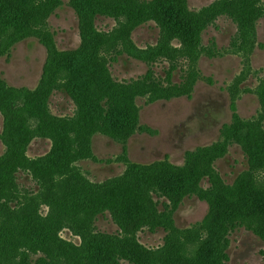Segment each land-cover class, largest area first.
<instances>
[{
  "label": "rangeland",
  "instance_id": "rangeland-1",
  "mask_svg": "<svg viewBox=\"0 0 264 264\" xmlns=\"http://www.w3.org/2000/svg\"><path fill=\"white\" fill-rule=\"evenodd\" d=\"M37 1L44 5L35 20L41 25L21 22L22 38L14 42L0 36V208L8 207L2 219L11 221L0 222V264H26V254L37 251L87 255L91 248L102 251L105 264H132L124 258L129 253L139 264H215L227 245L225 264H264V194L246 188L250 180L264 186V171L249 175L241 142L255 131L251 151L264 158V0H185L187 12L208 23L199 28L198 44L186 49L169 42L152 19L96 15L87 35L82 15L112 5L104 0ZM86 45L99 80L91 94H127L118 105L126 109L113 105V116L109 99L85 102L76 83L69 85L75 98L47 88L49 74L64 84V71L66 78L79 70ZM149 76L164 83L156 87ZM100 108L109 119H136L135 129L118 138L94 130L83 149L82 133L91 131L89 120L101 119ZM200 165L207 174L177 205L156 186L169 169L184 178ZM14 170L16 183L8 176ZM127 174L130 191L120 193ZM77 187L102 196L97 204L89 196L95 210L65 209L63 196ZM226 187L242 194V212L226 200ZM149 196L159 222L172 224L169 243V232L152 231L151 221L137 227L127 217L133 205L145 208ZM227 219L233 225L224 230Z\"/></svg>",
  "mask_w": 264,
  "mask_h": 264
},
{
  "label": "trees",
  "instance_id": "trees-1",
  "mask_svg": "<svg viewBox=\"0 0 264 264\" xmlns=\"http://www.w3.org/2000/svg\"><path fill=\"white\" fill-rule=\"evenodd\" d=\"M104 1L110 2L112 5L107 8L98 7L93 10L92 14L82 15L84 28H88L87 35L90 32H93L92 20L96 15H103L107 17L109 16L113 18H124L127 21L133 20L136 21L137 23L144 22L146 19H152L157 22L158 26L161 28L162 34L166 39L169 40V42H171L172 40H178L186 49L187 46L193 45L194 47L196 43L198 44V38L200 39V33L202 32V29L208 24V23L205 24L202 21V19L199 18L198 16L189 14L187 12L185 0H150V1L104 0ZM42 6L44 5L38 2L37 0H0V36L2 40L4 41L11 40L14 42L22 38L18 34V28L20 27V24L23 21H31L33 23L36 22L38 23V26L41 25L42 24L41 22H37L35 20H37L36 19L37 15L41 11ZM138 17H140L141 19H137ZM234 19L238 21V24L241 23V21H239L236 15H234L233 20ZM202 26L204 27L202 28ZM199 28L202 29L199 30ZM81 59L83 62L79 66V70H69L68 76L66 78H65L66 71H64V77H62V79L65 82L67 80V84L65 82L64 84H58V80H50V74H49L47 81L48 82L47 88L49 90L52 89L53 87L60 88V90H64L72 98L73 97L75 98L74 94L69 89V85L76 83L77 87H79V89L83 91L81 94L82 100L87 102L85 99L88 96L97 100L99 97L97 95L91 94V88L99 84V80L96 78V72L98 71L97 69L93 68L95 66V63L93 61L96 59V57L89 53L87 45L84 46L83 53L81 54ZM56 71L57 73H60L63 70L57 69ZM173 72L174 71L169 70V72L167 73V78L165 79L167 84H171ZM151 74L153 75V73ZM78 77H81L82 80L79 81ZM147 80L149 81L148 83L156 87L161 86L160 83H164V81H161L160 79H157L159 80L157 81L151 76H149ZM107 82L109 86L113 87V84L110 81ZM186 82H188V80ZM50 92L46 94L44 98V104H46ZM101 92L102 95L99 98L98 104H100V102L106 98L109 99L108 115L110 116L115 115L112 109L113 105H116L118 108L122 110L126 109L125 106L124 107L118 106L128 102L126 93H123L117 99H113L109 95V93L104 91ZM103 112L104 111L101 109V115ZM99 120H101L100 123ZM89 121L92 123L91 124L92 127L89 126L87 127H89L91 131L82 133L83 140L80 147L83 149H84V145L85 147H88V143L85 144L86 142L85 140L90 136V134L94 130H99L98 132H101L106 136H110L112 138H118V137H123L124 135L129 136L134 131L136 126L135 123L136 119H117L116 117L109 119L108 116H103V115L101 119L97 118ZM255 133L256 132L254 131V133L249 137H248L249 132L246 133V135H244L245 136L244 140L241 141L242 144L245 145V149H246L245 152L248 156V162L250 166L249 175H251L252 177L254 172L257 175L258 173L262 172V170L264 171V158L260 159L261 161H259L251 151L253 150L251 147L252 143L254 141H258L257 139H254L256 137ZM80 147L77 144L75 150H78ZM139 168L144 169L143 166L137 167L136 165H132L133 170H137ZM169 171L170 172L168 173L167 181H164L162 178L160 184L156 186L158 187L159 191L163 193L169 201L174 203V199H176L177 201L175 202V205L181 203L184 197L193 194V192L198 189V181H199L198 179L201 177V175L207 174V173H203V168L201 167V165L197 170L192 166L189 170L188 176L184 178L178 177L177 175L173 174L171 172L172 169H169ZM16 173H17L16 170L12 171L11 173H8L9 178L12 176L15 183H16V177H15ZM260 181L264 182V176ZM188 186L192 188H187ZM153 188L154 185L149 187V190L155 191L153 190ZM246 188L247 191L249 192L254 191L255 193L258 194H264V186L257 184L255 180L253 181L250 180ZM129 191H130L129 175L127 174L126 178L123 177L120 179V186L118 187V192L120 193L125 192L127 194L129 193ZM224 191L225 193L231 191L229 197H226V200L228 199L232 200L233 206L239 205L238 210L239 212H242L244 210V199L242 197V194L239 191L236 194L235 188L232 189L226 187L224 188ZM3 192L4 190L0 185V202L4 198ZM89 196L96 201V204L97 201L99 202L102 198V196H100L97 192L95 194H92L90 193L89 189L77 187L75 190H72L71 193L65 194L62 198V201H65L67 199L66 201L67 206L65 207V209L68 210V206L74 208V214L79 213L81 211V208L84 210H95L96 206L98 205L94 204L93 200L92 201L89 200ZM149 199L150 201L145 208L142 204L133 205L131 207V210L128 211L129 213L127 217L130 220L131 224H134L137 227L140 225L153 223L151 227L152 231L162 228L165 230V232H169L165 241L166 243L167 242L169 243V240L172 237L171 230L169 228H172V224L171 227H168L167 224L159 222L160 216L158 215L159 211L157 209V206L154 204L150 196ZM209 203L211 206V214H212L213 203L212 201H209ZM9 212L10 210L6 205L0 208L1 224H3L5 221L11 223V221L9 220L2 219L3 216L7 217L8 215H10ZM160 215L165 216L164 214H160ZM241 215L242 214L237 215L235 219L241 218ZM232 220L234 219H227L225 224L222 225V228L224 230H227V226L233 225V222H229ZM150 221L152 223H149ZM128 246L132 247V244L128 243ZM138 248L140 249V247ZM227 249H228V245L225 246L220 251L219 260L216 261L215 264H225V262H227L228 260V255L226 253ZM67 254L68 255H65L49 249L48 251H37L31 255H35V257H37V259L34 260L35 264H105L106 263V257L102 255V251L92 250V248L87 255L84 251H82V249H73V252L70 250V252H68ZM0 255H3V253H0ZM31 255L26 254L24 259L27 260L26 264H29V261H31ZM124 258L127 259L132 264H139L137 257L133 253H129V256Z\"/></svg>",
  "mask_w": 264,
  "mask_h": 264
}]
</instances>
